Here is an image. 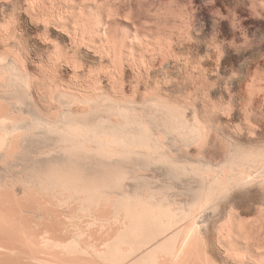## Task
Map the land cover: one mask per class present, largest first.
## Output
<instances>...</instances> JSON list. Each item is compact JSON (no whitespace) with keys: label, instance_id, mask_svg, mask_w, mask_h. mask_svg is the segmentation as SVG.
<instances>
[{"label":"bare ground","instance_id":"bare-ground-1","mask_svg":"<svg viewBox=\"0 0 264 264\" xmlns=\"http://www.w3.org/2000/svg\"><path fill=\"white\" fill-rule=\"evenodd\" d=\"M21 16L43 27L36 37L46 54L27 42ZM43 19L28 0H0V167L22 170L14 181L7 170L8 179L0 175V264H198L209 233L222 252L264 264L254 243L235 239L252 238L264 212V125L256 131L255 112L223 134L198 108L188 115L181 100L142 110L94 87L110 79L100 71L109 60L90 66L71 49L70 27ZM51 27L67 38L58 56ZM219 144L223 157L207 158Z\"/></svg>","mask_w":264,"mask_h":264},{"label":"clouds","instance_id":"clouds-1","mask_svg":"<svg viewBox=\"0 0 264 264\" xmlns=\"http://www.w3.org/2000/svg\"><path fill=\"white\" fill-rule=\"evenodd\" d=\"M45 19L70 27L68 43L89 61L108 59L100 71L110 79L93 86L115 91L142 110L153 102H184V111L201 105L204 120H232L250 104L264 106V0H28ZM251 21L252 23H246ZM61 45L53 46L58 56ZM128 73L127 75L125 73ZM96 71L90 73V79ZM39 82V81H38ZM163 115V114H161ZM264 125L258 114L256 131ZM217 142L220 137L216 136ZM264 174V159L259 165ZM221 187L213 195H223ZM264 205V193L260 194ZM231 201L221 202L230 208ZM221 207L217 208V212ZM196 214L189 219L195 222ZM218 218V217H217ZM219 235V233H217ZM242 244L254 243L264 255V212L252 238L236 236ZM207 258L198 264H249L242 251L222 252L205 237Z\"/></svg>","mask_w":264,"mask_h":264},{"label":"rangeland","instance_id":"rangeland-1","mask_svg":"<svg viewBox=\"0 0 264 264\" xmlns=\"http://www.w3.org/2000/svg\"><path fill=\"white\" fill-rule=\"evenodd\" d=\"M21 25L23 26L24 25V28L26 29V39H27V42L30 44V45H34L37 49H39L40 50V52H39V50H38V52H39V54L40 53H43L44 52V54H46L45 52H47L48 50H46L47 49V47H49V45H46V44H44V42H43V44H42V41L41 40H39L37 37H36V33L37 32H39V31H43V27L41 26V25H38V26H36V25H32L31 26V24H30V22H29V20H28V18L26 17V16H21ZM248 23H252L251 21H248ZM48 32L50 33V35H51V37H53V39H56V40H58L57 42H59L60 44H62V43H64V44H62V45H66L67 44V38L63 35V34H61L60 32H57V31H55L52 27H51V29L49 28V30H48ZM32 36V37H31ZM55 36V37H54ZM36 37V38H35ZM38 39V40H37ZM32 42V43H31ZM34 43V44H33ZM36 44V45H35ZM44 49V50H43ZM42 55V54H41ZM82 55V56H81ZM80 56H81V58L83 59V60H85V62L87 63V64H89L90 66H92V67H95V66H98L97 64H99V62H97L98 61V59H96V60H91V61H89L88 59H87V57L85 56L84 57V55L82 54V53H80ZM105 60H107V59H104L102 62H104L105 64H102V63H100V64H102V65H106L107 63H108V61H105ZM100 64H99V66H100ZM107 66H109V64L107 65ZM102 67H105V66H102ZM62 74V75H61ZM126 75L128 74L127 72L125 73ZM60 75V77L61 78H63V79H65V80H68V78H69V75H68V69H64L63 68V70H62V72L59 74ZM101 77H103V76H101ZM104 78V77H103ZM104 81H105V79H103ZM179 101L180 100H178L177 102L179 103ZM181 102H182V100H181ZM201 105H196L195 106V108H198V109H200V110H198L197 109V111H199V112H202L203 114H204V109H203V107L201 106ZM192 108H190V109H188L187 111H186V113L188 114V115H190L191 116V114L193 113V109L191 110ZM203 109V110H202ZM247 110L248 111H250V112H255V114L254 113H251L252 114V116H255V117H253V122L255 123V121H256V119L258 118V115L257 114H260V113H264V106H262L259 102H256V103H254V104H250L249 105V107H247V109H245V111L243 112L244 114H241L239 111H237L235 114H234V116H233V118H232V120H229V121H225L224 120V118L223 117H219V116H217V117H214L213 119H212V122H214L215 124H220L219 125V127H220V129H222V130H224V132L222 131V133L224 134L225 132L226 133H232L233 131H234V128H235V126H237V125H239L240 123H241V125H243L246 121V116L247 115H245V114H247ZM192 112V113H191ZM202 114V115H203ZM254 114V115H253ZM204 116V115H203ZM246 118V119H245ZM231 124V125H230ZM233 130V131H232ZM244 140L245 141H247V138H244ZM220 141H223L222 140V138H220ZM219 143V142H218ZM221 143H223V142H221ZM218 146V145H217ZM211 147V148H207V154L206 155H208V157L207 158H214L213 160H219V159H221L222 157H223V154L222 153H224L223 152V148H224V151H225V145H223V144H221V146H220V144H219V146L218 147ZM223 147V148H222ZM216 148V149H215ZM220 148V149H219ZM222 148V149H221ZM209 149L211 150V151H209ZM197 153V150L196 149H194V148H192V149H190V151H192L193 153L192 154H194L195 152ZM214 150V151H213ZM222 150V151H221ZM216 153H217V155H216ZM212 154V155H211ZM221 154V155H220ZM3 164H1V166H2ZM4 166V168H2V167H0V175H1V173L3 174L4 173V170H7L8 171V169L10 170V171H5L8 175H9V177L11 176V178H10V180L9 181H11V179H12V181H14L15 180V175H21V169L18 171V167L17 168H15V167H12V166H10V165H8V164H6V165H3ZM8 166V169H5L6 167ZM11 167V168H10ZM16 170H15V169ZM1 169H3V170H1ZM14 172V173H13ZM17 172V173H16ZM6 173H4V174H6ZM9 173H12L11 175L9 174ZM20 173V174H19ZM164 171H162V170H159V171H156V172H154V173H152L153 175H157V176H155V180H154V182H155V184L156 185H161V184H163V182H164V180H165V176H164ZM3 174V175H4ZM6 174V178L8 179L9 177H8V175ZM149 174H151V173H149ZM151 174V175H152ZM160 174V175H159ZM14 175V176H13ZM13 177V178H12ZM14 179V180H13ZM20 186L18 185V187L16 188V190H17V192L18 193H20V191H21V189L19 188ZM179 187H181V188H183V186L182 185H179ZM256 190V191H255ZM254 191V192H253ZM252 196V197H251ZM258 196H259V194H258V191H257V188L255 187V188H253L252 189V193H251V195H250V197L252 198H250L251 200H256L257 198H258ZM254 198V199H253ZM250 204V203H249ZM246 207H251V204L249 205V206H246ZM252 211H254L253 213H252V215H255V213H256V211L255 210H252ZM213 245L217 248V249H219L218 248V246L217 245H215V243H213ZM41 247H38V248H41L40 250H44L46 247H44L45 245H40ZM37 248V249H38ZM220 250V249H219ZM221 251V250H220Z\"/></svg>","mask_w":264,"mask_h":264}]
</instances>
